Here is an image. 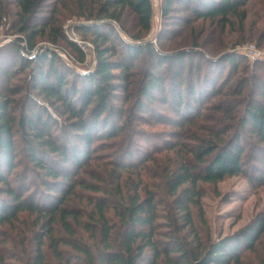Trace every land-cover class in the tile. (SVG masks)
<instances>
[{
    "label": "trees",
    "instance_id": "16d2710c",
    "mask_svg": "<svg viewBox=\"0 0 264 264\" xmlns=\"http://www.w3.org/2000/svg\"><path fill=\"white\" fill-rule=\"evenodd\" d=\"M45 1L0 0V24L14 7L11 27L19 34L9 60L0 62V75L6 82L23 75L18 85H0V226H13L21 212L34 214L40 226L30 260L8 262L0 249V264H244L245 250L253 251L264 237V214L213 242L200 183L244 172L241 133L227 134L237 116V128L264 146V84L257 83L259 99L237 110L242 88L232 89L230 74L222 81L218 65L225 60L235 69L234 51L206 55L207 72L191 78L187 65L184 76L185 55L203 52L197 42L191 50L174 51L143 37L152 28L151 0H77L80 7L87 1L98 5L71 26L93 46L92 66L79 71L54 49L65 48L68 60L84 63L85 46L65 33L59 9L38 18ZM249 1L162 0L160 12L165 19L185 11L192 20L216 19L224 27L231 16L245 17ZM124 9L133 13L138 32L129 35L118 22ZM160 32L158 39L182 30ZM44 38L54 49L38 45ZM143 54L151 66L135 74L134 63ZM173 59L179 65L167 72L162 65ZM134 120L172 129L168 138H152L147 148L122 150ZM183 139L192 145L186 147ZM170 151L174 162L166 158ZM163 158V189L158 190L142 180V169L151 172L146 163L158 167ZM93 162L104 173L89 170ZM262 163L264 171V157ZM81 188L99 193L85 197L90 208L75 206Z\"/></svg>",
    "mask_w": 264,
    "mask_h": 264
},
{
    "label": "rangeland",
    "instance_id": "374dc122",
    "mask_svg": "<svg viewBox=\"0 0 264 264\" xmlns=\"http://www.w3.org/2000/svg\"><path fill=\"white\" fill-rule=\"evenodd\" d=\"M151 1L153 7L152 28L148 34H142L143 37H146L155 46H158L159 42H162L165 47H171L174 51L177 49L191 50L194 42H197V48L203 52V54L192 52L185 55L182 70L184 76H186L188 69L191 78L195 74L202 76L207 72L208 61L206 60V55L216 57L223 52L234 51L237 58L235 69L225 60L218 61V65L221 69H219L221 72L219 77L222 78V81L230 74L232 78L230 82L234 85L232 89L238 91L240 87L242 88L241 94L239 95L240 105L237 107V110H242L243 105L247 104L248 101L260 98L255 93L259 92L257 83L264 84V0H250L243 7L245 17L239 19V17L231 16L229 22L224 27H221L216 19L192 20L194 15L185 11H173L164 19L160 12L162 0ZM87 2L84 6L80 7L77 4V0H59L58 2L56 0H47L38 11L39 18L48 16L53 8L59 9V17L65 33L72 34L75 37L74 41L85 46L87 58L84 63L73 62L71 58L68 60L69 57L65 48L64 50L60 48L54 49L52 47L53 44L45 38L41 39L38 45L52 47L64 60L70 61V63L72 62L82 72L87 71L93 64V46L88 40L82 41L76 36L72 32L71 26L82 23L84 20L83 14L95 12L98 9V5H90L89 1ZM9 10V14L0 24V62L5 63L11 57L9 54L11 43L19 36L15 29L11 27L15 8L10 6ZM120 17L118 22L123 25L129 35L138 32V27L131 11L124 9ZM183 17H187L189 20L184 22L182 20ZM111 23L114 25V22ZM165 27L180 28L182 33L179 36L171 34L167 37L166 35H162L163 37L158 39V35L161 33L160 30L162 31ZM114 32L123 38V34L117 29ZM89 36L87 35V37ZM169 53H172V51ZM173 60L170 65L166 63L162 65L167 72L176 69V66L179 65L176 59ZM149 66H151V61L143 54L135 61L133 70L137 74L143 72ZM231 70L233 73H231ZM21 78H23V75H16L6 82L0 75V85L15 86L21 82ZM134 78L137 79L138 76L135 75ZM240 82L242 83L241 85H239ZM164 86L166 88L168 87L167 80H165ZM214 100L215 98L211 102H214ZM155 106L160 105L155 103ZM162 108L161 106L160 109ZM167 112L171 113L170 109ZM238 117L232 121L231 129L227 131V134L231 136L236 131L241 133L239 137L245 147L243 159L244 172L242 174L227 176L216 183H200L204 189V194L201 197V205L207 220L210 239L213 242H217L227 236H233L238 230L249 226L264 214V171L262 170L264 146L257 143L255 138L244 131H240V128H237ZM200 124L208 125L209 123L203 122ZM128 126L131 132L128 134V138L122 143L120 148L122 150L126 148L142 150L141 144L147 148L151 145L152 138H155L156 135H163L168 138L169 131L172 129L166 123H151V121L143 122L138 120H134ZM132 128L136 130L134 131L136 133L132 131ZM197 133L201 134V131ZM183 141L187 145L186 147L192 145V141H186L185 139ZM171 151L166 155V158L168 159L170 157L174 162L176 155H173ZM166 158H163L162 162L159 161L160 165H157L158 167L147 162L146 164L149 168H153L149 173L142 169V180L157 184L158 188L156 186L154 188L158 190L163 189L162 168L167 163V161L165 162ZM92 169L97 171L102 170L103 172L101 166H96L94 162L89 167V170ZM146 173L150 174L151 177L146 176ZM79 176L87 181H93L86 173H81ZM260 176H263V180L260 179ZM78 192L79 197L75 200V206L77 207L87 205L85 198L87 195H99V193H92L83 188L78 189ZM86 208H90V206L87 205ZM39 228L40 226L35 223V215H30L27 212H21L18 221L13 226L7 224L0 226V249L4 259L8 262H17L15 258L30 260L34 253L33 234ZM3 238H5V241H1L4 240ZM43 247L48 252L47 244ZM259 258H264V237L255 242L253 251L245 250L243 263L264 264V261H260Z\"/></svg>",
    "mask_w": 264,
    "mask_h": 264
}]
</instances>
